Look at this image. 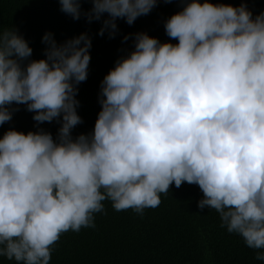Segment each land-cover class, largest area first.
Masks as SVG:
<instances>
[{
    "label": "clouds",
    "instance_id": "clouds-1",
    "mask_svg": "<svg viewBox=\"0 0 264 264\" xmlns=\"http://www.w3.org/2000/svg\"><path fill=\"white\" fill-rule=\"evenodd\" d=\"M58 2L75 20H103L99 34L114 38L119 19L132 25L174 0ZM175 2L184 6L164 27L178 43L135 33L101 81L94 129L75 137L91 37L60 43L46 32L37 60L17 29L0 27V127L19 110L12 105H26L37 128L0 136V257L50 264L64 233L96 227L105 201L143 216L188 183L203 193L199 209L215 210L264 261V12L254 17L246 0ZM53 121L55 137L40 127Z\"/></svg>",
    "mask_w": 264,
    "mask_h": 264
},
{
    "label": "trees",
    "instance_id": "trees-1",
    "mask_svg": "<svg viewBox=\"0 0 264 264\" xmlns=\"http://www.w3.org/2000/svg\"><path fill=\"white\" fill-rule=\"evenodd\" d=\"M239 6L244 0H212ZM253 16L264 12V0H246ZM178 2L159 3L150 14L139 17L129 25L119 19L118 32L110 38L99 34L103 20L89 23L83 15L79 20L63 13L58 0H0V27H14L33 48L30 59L45 57L46 45L42 37L51 31L63 43L87 33L92 39L91 62L88 78L78 85L77 109L83 123L73 129V136L90 133L101 110L99 94L101 81L115 66L118 59L134 49L135 33L147 32L161 42H169L165 22L183 8ZM92 8L83 3L82 9ZM107 18V14L105 17ZM132 34L125 41L124 37ZM172 43L178 41L172 40ZM19 108L12 121L0 127V136L10 128L25 133L36 131L34 113L26 105ZM41 128L55 137L60 124L45 122ZM203 198L198 185L184 183L180 188L173 184L167 195L161 194V204L145 209L143 216L133 210L116 211L105 201L106 214H95V228L64 233L55 244L50 264H264L255 259L256 250L246 246L237 234L228 233L220 226L215 210L199 209ZM0 264H17L0 257Z\"/></svg>",
    "mask_w": 264,
    "mask_h": 264
}]
</instances>
